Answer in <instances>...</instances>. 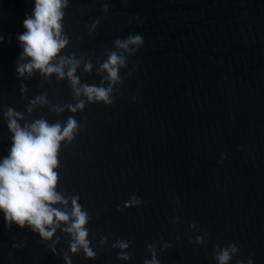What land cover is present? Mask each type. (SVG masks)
I'll return each mask as SVG.
<instances>
[{
  "label": "water",
  "instance_id": "1",
  "mask_svg": "<svg viewBox=\"0 0 264 264\" xmlns=\"http://www.w3.org/2000/svg\"><path fill=\"white\" fill-rule=\"evenodd\" d=\"M31 7L0 0V156L9 107L22 125L77 121L57 190L69 210L79 197L95 256L69 250L66 222L43 239L0 213V264H144L153 250L160 264H217L233 242L229 264H264V0H69L58 55L79 61L80 84L108 87L100 65L113 51L126 57L107 105L75 95L66 76H17L15 36ZM136 33L138 49L115 47Z\"/></svg>",
  "mask_w": 264,
  "mask_h": 264
},
{
  "label": "clouds",
  "instance_id": "2",
  "mask_svg": "<svg viewBox=\"0 0 264 264\" xmlns=\"http://www.w3.org/2000/svg\"><path fill=\"white\" fill-rule=\"evenodd\" d=\"M31 3L30 11L25 12L22 20L24 31L15 36L18 47L22 49L15 68L17 76H30L35 70L46 76L53 73L58 78L66 76L75 95L83 94L89 102L111 104L112 85L120 81L119 69L126 66V57L113 51L100 65L101 70L107 73L105 79L109 82L108 87L80 84L75 75L79 61L58 55L68 43L62 21L69 0H31ZM107 10L108 5L105 4L103 11ZM3 39L0 35V42ZM142 43L143 36L139 33L114 41L116 48L128 53L138 49ZM91 67L87 63L84 69L89 71ZM37 100H43V97H37ZM83 106L84 101L81 100L75 106H70L69 110L75 112ZM4 118L10 133L7 153L0 156V213L3 214L5 226L13 223L19 228L27 226L41 238L50 239L60 222H66L64 231L72 235L69 250L74 253L82 247L85 255L93 258L95 253L86 239L87 212L82 210L78 196L71 197L69 210V198L57 190L61 142L74 139L77 121L69 117L62 126L59 122L50 124L40 118L22 125V115L11 107L4 112ZM135 202L140 201L137 199ZM196 242L202 243L203 238L197 236ZM118 246L123 249L127 243L120 242ZM238 251V245L234 242L220 248L215 256L217 264H229ZM121 258L129 259L127 254H122ZM65 259L67 261V257ZM144 264H160L154 250ZM235 264H254V261L250 255L246 261L238 258Z\"/></svg>",
  "mask_w": 264,
  "mask_h": 264
}]
</instances>
